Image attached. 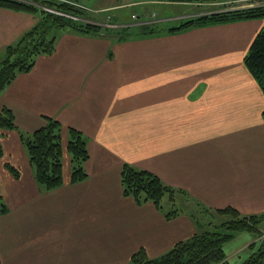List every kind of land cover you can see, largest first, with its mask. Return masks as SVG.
I'll use <instances>...</instances> for the list:
<instances>
[{"label": "crops", "instance_id": "0c3cea01", "mask_svg": "<svg viewBox=\"0 0 264 264\" xmlns=\"http://www.w3.org/2000/svg\"><path fill=\"white\" fill-rule=\"evenodd\" d=\"M90 2L128 16L119 2ZM138 3L163 1L127 4ZM36 22L0 7V58ZM263 29L264 19H253L122 41L60 34L55 51L0 95V110L11 109L16 123L1 138L0 197L9 210L0 215V264H129L140 249L158 258L213 230L229 218L220 211L263 214L264 92L245 64ZM47 117L61 123L64 149V184L50 191L37 184L21 139ZM71 128L86 137L90 155L88 178L77 184L70 183ZM126 164L176 190L182 211L168 219V197L164 211L126 197ZM256 240L239 233L224 247V264H243Z\"/></svg>", "mask_w": 264, "mask_h": 264}, {"label": "trees", "instance_id": "16d2710c", "mask_svg": "<svg viewBox=\"0 0 264 264\" xmlns=\"http://www.w3.org/2000/svg\"><path fill=\"white\" fill-rule=\"evenodd\" d=\"M24 2L0 0V7L27 13H35L37 11V7L27 5ZM59 6L60 9H57L58 11L66 12L79 18V13L68 4ZM73 11L78 13V15ZM253 19H264V6L203 16L170 28L167 32L170 34L192 28ZM66 30L85 36H101V28L96 24H91L80 18L78 21H71L66 17L42 11L40 20L26 31L16 43L8 46L5 55L0 58V95L19 74L32 70L39 56L52 54L56 49L58 36ZM162 32L150 26L145 27L141 34L142 36H148ZM134 36L138 35L132 33L120 34L117 39L122 41ZM245 64L264 92V29L254 39L245 57ZM14 129H16V123L13 111L8 108L0 110V157L3 154L1 144L3 133ZM68 136L67 151L71 157L72 164L70 183L77 184L88 178L85 169V164L90 157L87 147L88 142L81 132L73 128L69 129ZM21 139L25 145L29 161L34 170V177L39 187L42 190L50 191L63 186L64 149L62 146L61 123L47 117L45 118V124L41 128L29 135L21 134ZM7 167L16 178L20 177L19 169L9 164H7ZM121 183L126 197L133 198L138 204L152 202L161 211H164L163 200L168 197L172 202L171 208L164 211L168 219L177 216L182 211L176 208L174 204L176 190L164 184L156 175L149 171L126 164L121 172ZM8 210L7 205L0 197V215L6 214ZM205 212L210 211L205 209ZM221 212L231 217L219 225H215L213 230L195 235L190 240L176 244L170 251L158 258L151 259L144 249H140L132 256L129 264H224L226 259L225 245L239 232L255 233L254 226L251 225L249 219L264 215V213L260 215H241L233 209H227L219 213ZM233 216H237L236 220L230 222ZM227 224L225 232L218 231L220 227ZM250 250L251 255L243 264H264V242L259 246L258 243H253L250 246Z\"/></svg>", "mask_w": 264, "mask_h": 264}, {"label": "rangeland", "instance_id": "374dc122", "mask_svg": "<svg viewBox=\"0 0 264 264\" xmlns=\"http://www.w3.org/2000/svg\"><path fill=\"white\" fill-rule=\"evenodd\" d=\"M17 1L24 2V0ZM90 1L91 0H27L24 3L37 7V11L35 13L30 12V14L35 15L37 22L41 18L42 11L52 15L66 17L71 21H78L80 18L83 21L98 25L101 28V36H109L113 38H117L120 34L125 35L129 33L140 36L142 35V30L145 27L150 26H153L161 31H168L170 28L180 26L183 23H187L190 20H195L203 16L238 9L264 6V0H251L246 2H233L232 0H162L163 4H158L157 6L151 5L150 3H138L139 6L135 7H131L130 5L132 4L127 3L142 2L143 0H102L103 2L120 3L119 5L122 13L124 15L128 14L126 19H120L115 16V11H108L107 9H104L105 11L102 10L98 12L99 10L95 11L92 7L89 8L92 5ZM61 4H68L73 10L78 12L80 16L82 15V17L79 16L78 18V16L76 17L72 14L58 11L57 9H60L59 5ZM144 4L150 5L144 6ZM76 12L74 13L78 15ZM175 14L177 15L175 16ZM167 15H172L174 17H168L169 19H165V16ZM175 17H178V20H174ZM229 217L231 216L229 215ZM236 217L237 216H233L230 222H234ZM250 219L249 222L254 226V231H256L252 234L258 240L256 243H258L259 246L262 242H264V215ZM227 226L228 224L217 230L219 232H225V228L227 229ZM239 233H237L230 241H232Z\"/></svg>", "mask_w": 264, "mask_h": 264}]
</instances>
